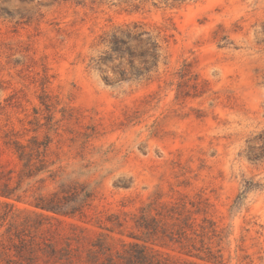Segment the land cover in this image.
Wrapping results in <instances>:
<instances>
[{
  "label": "rangeland",
  "instance_id": "rangeland-1",
  "mask_svg": "<svg viewBox=\"0 0 264 264\" xmlns=\"http://www.w3.org/2000/svg\"><path fill=\"white\" fill-rule=\"evenodd\" d=\"M0 264H264V0H0Z\"/></svg>",
  "mask_w": 264,
  "mask_h": 264
},
{
  "label": "trees",
  "instance_id": "trees-1",
  "mask_svg": "<svg viewBox=\"0 0 264 264\" xmlns=\"http://www.w3.org/2000/svg\"><path fill=\"white\" fill-rule=\"evenodd\" d=\"M101 39L110 52L103 59L109 61L114 55L120 59V63L115 66L119 71L120 80L143 76L159 66L162 43L143 23L130 22L119 25L102 35ZM137 60L140 65H137ZM125 64H129V68L125 67Z\"/></svg>",
  "mask_w": 264,
  "mask_h": 264
}]
</instances>
